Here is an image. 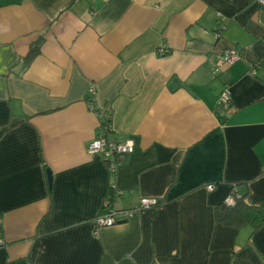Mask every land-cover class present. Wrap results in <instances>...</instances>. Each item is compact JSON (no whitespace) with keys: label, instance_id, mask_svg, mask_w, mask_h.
I'll return each instance as SVG.
<instances>
[{"label":"crops","instance_id":"crops-1","mask_svg":"<svg viewBox=\"0 0 264 264\" xmlns=\"http://www.w3.org/2000/svg\"><path fill=\"white\" fill-rule=\"evenodd\" d=\"M92 86L135 147L115 174L87 151ZM112 189L115 209L161 204L98 228ZM234 191L264 203L258 0H0V264H264V224L215 220Z\"/></svg>","mask_w":264,"mask_h":264},{"label":"built area","instance_id":"built-area-1","mask_svg":"<svg viewBox=\"0 0 264 264\" xmlns=\"http://www.w3.org/2000/svg\"><path fill=\"white\" fill-rule=\"evenodd\" d=\"M258 3L264 7V0H258ZM168 50L163 48L160 50V55L164 56L168 54ZM242 59L241 51L235 48L226 50L220 56V61L222 64L233 65L239 62ZM250 74L255 76L256 70L252 68L250 70ZM96 93L95 86H92L90 89V97L88 99V107L90 110L94 111L98 118L100 119V131L92 140L87 147V151L89 154H100L104 161L107 163L108 168L115 174L117 168L120 166L122 161L130 156L134 152V144L131 141H119L112 135V130L107 131L103 126V121H105L106 117L111 116V110L96 109L94 106L92 97ZM218 106L220 109L228 111L231 106V95L228 89H225L218 99ZM215 185H208L209 190H214ZM116 195H122L121 192H117ZM236 192L234 191L228 198H226L225 203L228 206H235L236 204ZM161 204L160 199L158 198H142L139 202L129 208V209H121L115 210L111 207V201L108 200L104 204L103 212L96 219V225L98 228H108L113 227L118 224H122L129 220L130 218L143 213L144 211L157 208Z\"/></svg>","mask_w":264,"mask_h":264},{"label":"trees","instance_id":"trees-1","mask_svg":"<svg viewBox=\"0 0 264 264\" xmlns=\"http://www.w3.org/2000/svg\"><path fill=\"white\" fill-rule=\"evenodd\" d=\"M40 45L41 43L39 42L31 48L30 54L26 59L28 63H30L37 55H39ZM103 126L107 131L112 129L111 116L110 118L106 117L105 121H103ZM116 194L117 192L115 191V189H112L110 195L111 202L114 201ZM215 220L217 223L223 224L228 227L231 226L241 228L250 225L253 228L258 229L264 224V203L259 206H251L246 203L244 197H236L235 206H228L224 201L215 209Z\"/></svg>","mask_w":264,"mask_h":264},{"label":"water","instance_id":"water-1","mask_svg":"<svg viewBox=\"0 0 264 264\" xmlns=\"http://www.w3.org/2000/svg\"><path fill=\"white\" fill-rule=\"evenodd\" d=\"M181 85L180 84H173L172 85V88L173 89H177V88H179ZM48 178H49V183H50V186L52 185V174H51V172L50 171H48Z\"/></svg>","mask_w":264,"mask_h":264}]
</instances>
